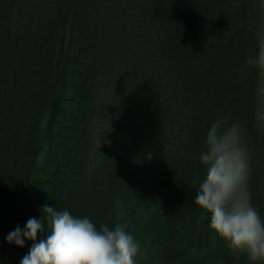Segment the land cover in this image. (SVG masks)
<instances>
[{"label":"rangeland","instance_id":"374dc122","mask_svg":"<svg viewBox=\"0 0 264 264\" xmlns=\"http://www.w3.org/2000/svg\"><path fill=\"white\" fill-rule=\"evenodd\" d=\"M262 46L264 0H0V264L28 254L6 237L45 204L126 223L137 264H252L194 201L239 96L264 218V68L246 63Z\"/></svg>","mask_w":264,"mask_h":264},{"label":"clouds","instance_id":"9594fccd","mask_svg":"<svg viewBox=\"0 0 264 264\" xmlns=\"http://www.w3.org/2000/svg\"><path fill=\"white\" fill-rule=\"evenodd\" d=\"M249 65L264 68V46ZM204 175L194 203L209 220L210 229L236 256L245 255L252 264H264V218L254 207L248 186L249 161L243 133L237 124L220 131L212 125L200 154ZM39 220L19 225L5 242L23 248L32 241L20 264H137L141 246L128 232L126 223L99 228L87 217L45 204Z\"/></svg>","mask_w":264,"mask_h":264},{"label":"trees","instance_id":"16d2710c","mask_svg":"<svg viewBox=\"0 0 264 264\" xmlns=\"http://www.w3.org/2000/svg\"><path fill=\"white\" fill-rule=\"evenodd\" d=\"M244 69H245V66H241V67L237 68L236 78L239 79L240 76H243V77H247L249 79L250 92H252L250 99H249V102H250V100H252V102L254 104V98L256 97V94H254V97H253V86L255 85V83H257V81H256V78L254 79V75L251 72L252 68H250L247 71H244ZM240 100H241V98L239 96H237L236 97V103H235V109L232 112H234V114L236 116V120L234 123L237 124L239 126V128L241 129L242 123L239 121V117H240L241 113L244 112L246 109L241 108L239 106ZM249 107H250V104H249ZM221 131H223V129Z\"/></svg>","mask_w":264,"mask_h":264}]
</instances>
